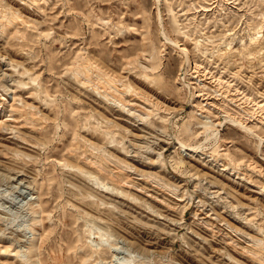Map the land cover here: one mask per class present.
<instances>
[{"label": "rangeland", "instance_id": "obj_1", "mask_svg": "<svg viewBox=\"0 0 264 264\" xmlns=\"http://www.w3.org/2000/svg\"><path fill=\"white\" fill-rule=\"evenodd\" d=\"M0 11V264H264V0ZM87 56L126 107L77 81Z\"/></svg>", "mask_w": 264, "mask_h": 264}, {"label": "bare ground", "instance_id": "obj_2", "mask_svg": "<svg viewBox=\"0 0 264 264\" xmlns=\"http://www.w3.org/2000/svg\"><path fill=\"white\" fill-rule=\"evenodd\" d=\"M5 16V14L3 13V11H0V17H4ZM160 19V32H161V34H162V36H163V38L165 39V40H169V41H172L174 44H176V46H178V47H180V50L184 53V61H183V66H182V72H183V70H184V65H186L185 63H187V62H189V54H188V52H187V49L184 47V46H181V45H179L178 44V41L177 42H175V41H173V40H171V38H169L164 32H163V25H162V17L161 18H159ZM10 23H11V21L10 20H8V21H6L4 24H3V26H9L10 25ZM255 35V34H254ZM262 35H263V33H262ZM260 36V35H259ZM250 38L253 40L254 38L253 37H251L250 36ZM251 40V41H252ZM180 69V70H181ZM181 72V73H182ZM73 73L75 74V78L77 79V81L80 83V84H82V85H84V86H90V87H92V89L94 90V91H96V92H98L99 94H100V96H102L103 98H109V96H112L114 99H115V102L117 101V103H120V106L122 105V107H126L125 105H127L128 104V102H125L121 97H120V95L122 94V91H120V89L119 88H117V86H116V82H117V80L114 78V77H112L111 75H109L108 73H106L105 71H103V70H101V68L98 66V65H96V64H94L93 62H92V60H91V57H89V56H87V57H85V65L83 66V68L82 69H80V68H74L73 69ZM83 74V76H81ZM31 79V78H30ZM25 84V83H24ZM36 85V84H35ZM10 88V86H8V85H6L5 86V89L8 91V89ZM100 88H102V91H100ZM115 92L117 93V94H115ZM31 93L32 94H34V95H37V96H40L42 93H43V89H42V87H34V88H32V90H31ZM138 95H139V97H141V98H143L144 100H146V101H149V98L146 96V94L144 93V92H138ZM43 98V97H42ZM44 99V98H43ZM45 100V99H44ZM47 102V101H46ZM45 102V103H46ZM230 120H232L234 123H236V124H239L241 127H243V128H246L247 129V127L245 126V125H243L240 121H238V120H234L233 118H230ZM247 131H249V129L247 130ZM206 135L208 136V135H210L211 137H214L216 140H218L217 139V135H218V133L214 130V129H210V128H208L206 131ZM108 133L109 132H105V134L106 135H108ZM111 134V133H110ZM210 138V137H209ZM118 141V140H117ZM110 142V141H109ZM114 142V141H113ZM118 143V142H117ZM137 143V142H136ZM181 144H182V142H180ZM130 145V144H129ZM132 145H133V143H132ZM137 145V144H136ZM198 145V144H197ZM190 147V146H189ZM197 147H199V146H194V145H192L190 148L191 149H195V148H197ZM216 149H218V148H220V144L219 143H217L216 144ZM132 148V147H131ZM123 150H125L126 152H130V149H126L125 148V146L123 147ZM72 151H74L73 153L76 155V150L75 149H73ZM127 154V153H126ZM159 154H161V153H159ZM161 156V155H160ZM95 160V159H94ZM92 163V162H91ZM97 164V163H96ZM101 167V169H106V167H103V166H100ZM99 167V168H100ZM87 172V171H86ZM83 173V172H82ZM116 174V173H115ZM116 176H118V175H116ZM123 176H125V175H123ZM94 181H96V184H98V186H100L101 188H106V189H108L109 188V184H105V183H101V181L100 182H98V178L96 177V176H94L93 178H92ZM125 183H126V181H125ZM100 188V189H101ZM111 190H112V188H111ZM115 191H119L118 189H115ZM130 195V194H129ZM132 199V198H131ZM102 204V203H101ZM98 231V236L101 238V240H98V241H95L94 240V238H92V235H94V232H93V230H91L90 231V233H89V241H88V244H92V247H93V251H94V253H96V251L97 250H99V248L103 245V244H105V237L103 236V234H102V232L100 231V230H97ZM13 233V232H12ZM14 234V233H13ZM17 234V233H16ZM11 235V234H10ZM12 236V235H11ZM104 237V238H103ZM17 238V237H16ZM17 240V239H16ZM12 241V240H11ZM25 242V241H24ZM19 243V242H18ZM21 243V242H20ZM33 243V242H32ZM130 244H133V243H135L134 241H131L130 240V242H129ZM100 252V251H99ZM85 253V251L83 252V254ZM80 255L79 256H82V254L81 253H79ZM114 256V255H113ZM117 256V255H116ZM131 260V259H130ZM119 263V262H118ZM121 263H123L122 261H121Z\"/></svg>", "mask_w": 264, "mask_h": 264}]
</instances>
